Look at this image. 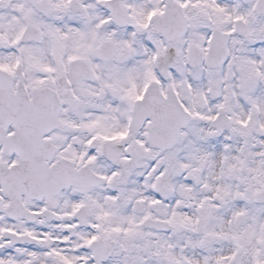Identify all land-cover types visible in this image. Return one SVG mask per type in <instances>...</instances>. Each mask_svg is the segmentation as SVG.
Listing matches in <instances>:
<instances>
[{"label":"snow or ice","instance_id":"obj_1","mask_svg":"<svg viewBox=\"0 0 264 264\" xmlns=\"http://www.w3.org/2000/svg\"><path fill=\"white\" fill-rule=\"evenodd\" d=\"M0 264H264V0H0Z\"/></svg>","mask_w":264,"mask_h":264}]
</instances>
